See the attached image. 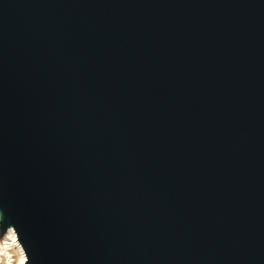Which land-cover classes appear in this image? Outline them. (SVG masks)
Listing matches in <instances>:
<instances>
[{
	"label": "water",
	"instance_id": "obj_1",
	"mask_svg": "<svg viewBox=\"0 0 264 264\" xmlns=\"http://www.w3.org/2000/svg\"><path fill=\"white\" fill-rule=\"evenodd\" d=\"M0 210L28 264H264V0H0Z\"/></svg>",
	"mask_w": 264,
	"mask_h": 264
},
{
	"label": "bare ground",
	"instance_id": "obj_2",
	"mask_svg": "<svg viewBox=\"0 0 264 264\" xmlns=\"http://www.w3.org/2000/svg\"><path fill=\"white\" fill-rule=\"evenodd\" d=\"M2 217V212L0 210V220ZM15 229L13 225H10L9 228L6 229V233L2 241H0V264H20V256L23 252L24 255H26V252L24 250V246H22V243L20 242L18 238V233L16 231L17 240L16 242H13L11 233L12 230ZM10 245V247H5V245ZM22 250V251H21ZM27 256V255H26ZM24 264H25V257Z\"/></svg>",
	"mask_w": 264,
	"mask_h": 264
},
{
	"label": "snow or ice",
	"instance_id": "obj_3",
	"mask_svg": "<svg viewBox=\"0 0 264 264\" xmlns=\"http://www.w3.org/2000/svg\"><path fill=\"white\" fill-rule=\"evenodd\" d=\"M11 236H12V239H13V242H16V240L18 239L17 238V235H16V231H15V229H13L12 230V233H11ZM5 247L7 248V247H10V245H5ZM22 251V250H21ZM22 254H23V252H22ZM24 255V254H23ZM24 257H25V264H28V257L26 256V255H24Z\"/></svg>",
	"mask_w": 264,
	"mask_h": 264
},
{
	"label": "rangeland",
	"instance_id": "obj_4",
	"mask_svg": "<svg viewBox=\"0 0 264 264\" xmlns=\"http://www.w3.org/2000/svg\"><path fill=\"white\" fill-rule=\"evenodd\" d=\"M2 231H1V226H0V241H2V239L4 238V236H5V233H6V231L2 234L1 233ZM23 246V245H22ZM24 248V247H23ZM24 250H25V248H24ZM25 252H26V250H25ZM26 255H27V252H26Z\"/></svg>",
	"mask_w": 264,
	"mask_h": 264
},
{
	"label": "clouds",
	"instance_id": "obj_5",
	"mask_svg": "<svg viewBox=\"0 0 264 264\" xmlns=\"http://www.w3.org/2000/svg\"><path fill=\"white\" fill-rule=\"evenodd\" d=\"M24 255L23 254H21V256H20V264H24Z\"/></svg>",
	"mask_w": 264,
	"mask_h": 264
}]
</instances>
